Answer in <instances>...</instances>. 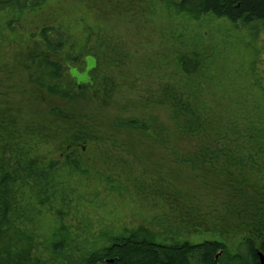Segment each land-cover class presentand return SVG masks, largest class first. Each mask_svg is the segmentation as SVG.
<instances>
[{
  "label": "rangeland",
  "instance_id": "obj_1",
  "mask_svg": "<svg viewBox=\"0 0 264 264\" xmlns=\"http://www.w3.org/2000/svg\"><path fill=\"white\" fill-rule=\"evenodd\" d=\"M171 1L43 0L0 8V103L13 108L22 126L37 124L43 131L36 125V138H43L39 156L48 162L65 153L68 123L53 121L49 111L71 105L70 98L50 96L29 79L32 71L39 74L35 68L45 55L58 61L62 84H70L76 105L104 106L93 112L94 120L107 126L101 130L115 140L82 146L84 172L60 166L53 196L50 190L45 204L37 205L33 194L24 203L26 227L45 257L60 232L82 249L100 246L106 237L143 231L165 243L218 239L232 254L248 235L250 229L241 222L259 205L233 199L226 184L212 185V176L202 179L198 169L208 166L191 161L194 150L188 141L175 140L169 110L139 97L153 93L162 98L164 87L180 84V68L194 69L200 104L252 127L255 142L261 143L260 173L247 168L243 177L235 173L234 186L245 179L250 193L254 183L264 187V23L235 28L212 16L192 19L177 14ZM43 28L63 35L58 54L44 48ZM75 78L92 82L76 87ZM133 117L153 124L157 135L113 128L115 119Z\"/></svg>",
  "mask_w": 264,
  "mask_h": 264
},
{
  "label": "trees",
  "instance_id": "obj_2",
  "mask_svg": "<svg viewBox=\"0 0 264 264\" xmlns=\"http://www.w3.org/2000/svg\"><path fill=\"white\" fill-rule=\"evenodd\" d=\"M41 1L43 0H0V8L37 4ZM171 2L177 14H185L192 19L212 16L226 20L235 28H248L258 22L264 23V0ZM39 36L47 52L58 54L64 47L63 35L53 28H43ZM44 65L46 70H43ZM35 69L39 74L32 71L29 79L36 82L37 87L50 96L71 100V105L67 108L62 109L59 106L49 111V115L54 117L53 121L61 118L68 123V133H64L67 134L65 153L61 158L48 162L44 155L39 156L43 138L41 141L36 138L37 124L22 126L15 119L13 108L0 103V264H258L256 249L264 254V187L257 188V183H254L251 186L253 192L250 193L246 189L245 179L234 186L233 178L236 179L235 173L243 177L242 172L246 168L250 173H260L263 167L257 163L256 156L262 151L261 143L258 138L255 142L257 136L251 130L252 127L241 125L231 118L225 120L216 108L214 110L211 106L200 104L201 94L196 90L192 79L194 69L187 67L185 70L180 68L184 75L180 77L182 80L179 85L174 88L168 85L164 87L162 98L155 99L153 93L139 98L144 104H154L169 110L175 140L181 144L188 141L194 150L191 161L197 165L208 166L202 171L201 168L198 169L202 179L204 175L212 176V185H218V182L226 184L233 199L243 200L245 205H259L255 206L254 211L245 212L248 216L241 224L250 230L238 243L235 253H230L227 246L218 239L200 243H165L152 240L143 231H134L127 235L106 237L102 245L83 249L73 246L71 239L60 232L55 236L57 239L49 245L50 255L45 257L41 254L38 251L36 235L26 227L24 203L33 194L36 195L37 205L45 204L43 198H48L50 190L53 196V183L60 166L68 167L72 172H84L81 169L82 146L91 147L93 143L99 142L115 144V140L111 139L113 135H106L101 130V127L107 126L94 120L93 112L100 111L103 105L93 107L83 102L84 105L75 104L78 97H71L73 92L67 88L70 84H62L64 76L58 61L50 62L45 55ZM93 72H96L95 69ZM75 79V86L81 88L91 85L92 82L91 78L82 82ZM106 96L104 94V98ZM37 127L40 129L38 125ZM113 128L137 135H157V128L153 124H147L136 117L124 120L117 118L113 121ZM182 159L186 161L185 157ZM255 199L258 202H253ZM190 208L193 211V207ZM194 217L198 218L197 215ZM211 230L214 234H219L214 228Z\"/></svg>",
  "mask_w": 264,
  "mask_h": 264
},
{
  "label": "water",
  "instance_id": "obj_3",
  "mask_svg": "<svg viewBox=\"0 0 264 264\" xmlns=\"http://www.w3.org/2000/svg\"><path fill=\"white\" fill-rule=\"evenodd\" d=\"M259 264H264V255L261 252H257ZM112 262V261H110Z\"/></svg>",
  "mask_w": 264,
  "mask_h": 264
},
{
  "label": "flooded vegetation",
  "instance_id": "obj_4",
  "mask_svg": "<svg viewBox=\"0 0 264 264\" xmlns=\"http://www.w3.org/2000/svg\"><path fill=\"white\" fill-rule=\"evenodd\" d=\"M259 250L258 249H256V256H257V252H258ZM259 252H261V251H259ZM262 253V252H261ZM263 254V253H262ZM264 255V254H263ZM257 259H258V256H257ZM258 264H259V261H258Z\"/></svg>",
  "mask_w": 264,
  "mask_h": 264
}]
</instances>
